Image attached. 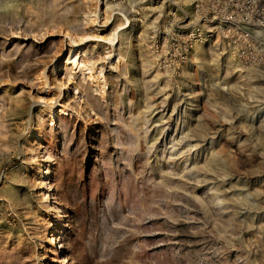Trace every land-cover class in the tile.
<instances>
[{
	"label": "rangeland",
	"instance_id": "obj_1",
	"mask_svg": "<svg viewBox=\"0 0 264 264\" xmlns=\"http://www.w3.org/2000/svg\"><path fill=\"white\" fill-rule=\"evenodd\" d=\"M104 1L0 0V264H264V62Z\"/></svg>",
	"mask_w": 264,
	"mask_h": 264
},
{
	"label": "built area",
	"instance_id": "obj_2",
	"mask_svg": "<svg viewBox=\"0 0 264 264\" xmlns=\"http://www.w3.org/2000/svg\"><path fill=\"white\" fill-rule=\"evenodd\" d=\"M166 7L189 6L191 16L184 17L180 27L185 30L183 38L171 32L170 59L180 62L189 60L194 46L213 40L229 53L240 57L243 63L250 65L264 62V4L261 0H154ZM171 25V24H170ZM183 25V26H181ZM166 28V27H165ZM163 28V35L169 30ZM168 30V31H167ZM161 32V31H160ZM169 36V35H168ZM162 38V36H161ZM159 37L156 36L153 48L157 50ZM219 45V44H218ZM169 59V61H170ZM178 61V62H179Z\"/></svg>",
	"mask_w": 264,
	"mask_h": 264
},
{
	"label": "bare ground",
	"instance_id": "obj_3",
	"mask_svg": "<svg viewBox=\"0 0 264 264\" xmlns=\"http://www.w3.org/2000/svg\"><path fill=\"white\" fill-rule=\"evenodd\" d=\"M99 1V0H98ZM104 1V0H103ZM101 2V1H100ZM114 2V1H113ZM113 2H111V0H105L104 1V5H106V9H108V8H110L111 7V5H112V3ZM99 5V4H98ZM114 5V4H113ZM112 5V6H113ZM134 15H132V17H133ZM132 22H135V23H137V20H136V18L135 19H133L132 18ZM143 24V26L146 24V22H143L142 23ZM136 25V24H135ZM110 40V42H113L114 41V39H109ZM76 43V42H75ZM79 61H80V56H79V53H77V52H75V53H73V54H71L70 55V57L67 59V65H72V64H79ZM72 68H74V66H72ZM242 72V71H241ZM158 75H160V71L159 70H157V74H156V76H158ZM159 77V76H158Z\"/></svg>",
	"mask_w": 264,
	"mask_h": 264
}]
</instances>
